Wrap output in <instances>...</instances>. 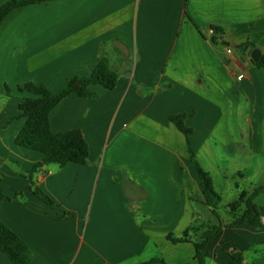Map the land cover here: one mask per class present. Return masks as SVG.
I'll return each mask as SVG.
<instances>
[{"label":"crops","instance_id":"obj_1","mask_svg":"<svg viewBox=\"0 0 264 264\" xmlns=\"http://www.w3.org/2000/svg\"><path fill=\"white\" fill-rule=\"evenodd\" d=\"M255 55H264V0H52L13 11L0 25V178L11 198L0 219L31 248V264H196L193 243L168 236L193 227L200 241L232 222L228 205L240 193L264 184V69ZM100 56L119 74L116 88L70 95L50 114L54 133L79 130L90 150L87 165L34 174L51 208L26 178L44 155L15 143L30 96L19 87L58 92L89 77ZM179 114L227 198L225 219L205 205L186 137L170 122ZM256 202L264 223V193ZM208 249L207 264H264V228H223ZM0 264L13 263L0 251Z\"/></svg>","mask_w":264,"mask_h":264},{"label":"trees","instance_id":"obj_2","mask_svg":"<svg viewBox=\"0 0 264 264\" xmlns=\"http://www.w3.org/2000/svg\"><path fill=\"white\" fill-rule=\"evenodd\" d=\"M52 0H10L0 7V25L15 10L23 7L35 5L40 2ZM215 35L219 34V29L214 28ZM215 37V41H216ZM250 44L240 45L238 48L243 50ZM256 65L264 69V55H262ZM119 74L112 70L108 59L100 56L95 66L90 70L89 77H78L69 81L64 88L58 92H51L43 85L36 86L28 83L23 87H19V91L28 92L29 97L22 100L19 105L20 114L18 118H26L23 129L17 133L15 143L19 147H23L32 151L39 152L44 155V159L37 164L33 170L26 175L30 183V190L40 200L51 208H57V203L43 190L34 180V174L45 167L56 165L59 167L74 163L79 165H87L89 163L90 150L88 142L79 130L54 133L51 128L50 114L51 112L68 96L76 95L80 98H95L97 95L92 90L93 86H101L107 90H114L117 86ZM10 95V90L7 89ZM188 115L179 114L172 115L170 122L185 135L189 147V160L195 165L201 185L205 195V205L209 207L212 213L220 219V205L222 203L221 196L215 191L214 182L211 175L203 169L197 160L195 152L192 150L189 136L192 130L185 125V119ZM0 178V207L4 202L11 201L6 196ZM264 193V184L256 188L252 193L243 191L238 199L228 205L232 222L219 224L208 227L202 234L201 240L193 242L190 233L196 228L191 227L182 237L176 238L169 235L168 239L173 244L193 243L195 248V263L207 264L210 257L208 249L209 243L223 228H233L245 223H249L254 229L264 228L262 215L257 204V198ZM243 208V210H242ZM241 210V213L238 211ZM0 251L4 253L13 264H31L34 253L31 248L21 239V237L9 228L0 219ZM151 263H162V260H153ZM227 264H244L243 258H232Z\"/></svg>","mask_w":264,"mask_h":264},{"label":"rangeland","instance_id":"obj_3","mask_svg":"<svg viewBox=\"0 0 264 264\" xmlns=\"http://www.w3.org/2000/svg\"><path fill=\"white\" fill-rule=\"evenodd\" d=\"M223 200L224 201H222V205L225 206L226 205L227 198L225 197V198H223ZM221 209H223V210H221ZM221 209L219 211L220 215L222 216L223 219L227 218L229 216L228 213H227V211L225 210V208H221Z\"/></svg>","mask_w":264,"mask_h":264},{"label":"water","instance_id":"obj_4","mask_svg":"<svg viewBox=\"0 0 264 264\" xmlns=\"http://www.w3.org/2000/svg\"><path fill=\"white\" fill-rule=\"evenodd\" d=\"M227 46H232L233 48H235V45H229L228 43L226 44ZM257 53H259L258 51H257ZM255 54H256V52H255ZM254 59L255 60H258L259 59V57L258 56H254Z\"/></svg>","mask_w":264,"mask_h":264},{"label":"built area","instance_id":"obj_5","mask_svg":"<svg viewBox=\"0 0 264 264\" xmlns=\"http://www.w3.org/2000/svg\"><path fill=\"white\" fill-rule=\"evenodd\" d=\"M228 53H232V50H228Z\"/></svg>","mask_w":264,"mask_h":264}]
</instances>
